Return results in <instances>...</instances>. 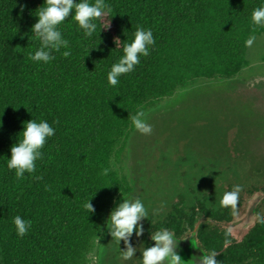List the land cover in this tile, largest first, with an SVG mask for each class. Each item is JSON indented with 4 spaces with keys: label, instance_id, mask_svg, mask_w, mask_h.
<instances>
[{
    "label": "trees",
    "instance_id": "16d2710c",
    "mask_svg": "<svg viewBox=\"0 0 264 264\" xmlns=\"http://www.w3.org/2000/svg\"><path fill=\"white\" fill-rule=\"evenodd\" d=\"M43 3L0 0V264H87L103 235L115 193L129 187L115 160L135 131L131 116L141 110L146 114L201 79L232 76L244 68L249 49L245 41L264 34V26L251 21L261 0H107L113 11L98 22L96 34L85 39L70 17L61 27L71 55L54 52L55 59L41 66L28 57L39 48L31 28ZM137 26L151 28L156 44L132 73L111 87L107 72ZM31 119L46 120L56 131L42 149L37 171L18 179L6 161L23 123ZM230 128H221L227 140ZM185 147L176 153L181 155L177 164L183 187L165 201L147 205L139 169L132 168L140 190L128 198H141L149 213L141 222L139 242L148 247L151 233L162 228L184 238L199 223L200 246L216 251L222 264H250L253 258L264 262V223L258 222L244 241L232 245H226V232L216 224L231 214L217 208L224 168L238 175L244 166V202L256 182L249 166L223 167L211 160L209 171L208 163L200 162L203 149L194 142ZM224 151L232 154L229 147ZM259 182L264 187V179ZM89 200L95 209L90 214L84 208ZM17 215L32 222L22 238L12 223ZM120 250H126L125 245L116 241L101 264H141L143 250L128 261L122 260Z\"/></svg>",
    "mask_w": 264,
    "mask_h": 264
},
{
    "label": "rangeland",
    "instance_id": "374dc122",
    "mask_svg": "<svg viewBox=\"0 0 264 264\" xmlns=\"http://www.w3.org/2000/svg\"><path fill=\"white\" fill-rule=\"evenodd\" d=\"M247 57L248 64L237 74L201 79L146 111L144 119L152 125L153 133L144 135L136 130L132 132L125 149L115 160V166L124 174L126 185L133 187L134 191L129 190L130 194L128 187L125 191L116 192L107 210V217L115 202L122 198L129 199V196L139 192V184L136 183L138 176L132 169L134 165L139 169L138 175L142 179L141 192L147 205L152 203V200L165 201L167 196L183 187L180 165L177 164L178 156L181 155L177 156L176 153L186 148V143L192 144L199 140L200 128L207 129V123L200 122V114H206L205 118L210 116L212 121L218 120L224 131L229 126H239L240 140L247 139V133L257 132L263 127L264 34L255 38L248 49ZM204 95L209 97L197 99ZM233 130L234 128L229 129L228 140L232 139ZM249 146L251 147L247 150L248 154L252 151L258 162L259 158L264 156V130L252 137V145ZM226 176L224 180L230 185L233 178L229 172ZM215 189L218 190V186ZM256 198L257 196L251 203ZM157 205L159 206V203ZM115 242L109 235L105 222L103 235L97 239L95 247L88 254L87 264H101L102 256L114 249ZM131 243L138 248L139 243Z\"/></svg>",
    "mask_w": 264,
    "mask_h": 264
},
{
    "label": "clouds",
    "instance_id": "9594fccd",
    "mask_svg": "<svg viewBox=\"0 0 264 264\" xmlns=\"http://www.w3.org/2000/svg\"><path fill=\"white\" fill-rule=\"evenodd\" d=\"M38 10V11H37ZM35 12L37 22L32 26L31 32L35 40L39 42V48L33 53H29V59L38 65L50 64L54 59L53 53H61L64 57L71 55L70 42L65 38L62 25L71 17L77 24V30L82 31L85 39L91 38L98 31V22L108 16L113 10L107 0H44V3ZM24 11L22 6L21 14ZM251 21L256 26H264V0H261L259 7L253 9ZM108 27V25H107ZM104 27V28H107ZM102 28L99 29V33ZM255 41V36H250L245 45L250 47ZM156 40L151 28L137 26L130 42L124 43L123 54L117 62L113 63L107 72V82L109 86L116 87L120 83L122 76L132 73L136 66L140 64L141 57H148ZM117 46V44H116ZM145 113L141 110L131 116V124L134 129L144 135L153 133L152 125L144 119ZM2 126V123H0ZM56 129L46 120L31 119L23 123V130L17 142L10 148V158L6 164L9 171L14 170L18 179H23L25 173L33 174L37 171V161L42 160L44 153L42 149L49 140L55 135ZM105 174L109 171L105 169ZM36 180H41L42 176H35ZM243 187L239 184L234 185L229 191H225L219 201L224 208L236 209L240 193ZM84 208L90 214L95 211L90 200L84 204ZM148 210L143 200L133 197L115 202L111 209L106 226L109 235L118 244L123 241L126 250L121 251V258L124 261L131 260L137 248L131 243V238L135 233L140 237L144 233V226L141 223L148 218ZM259 222L264 223V215L259 216ZM16 234L24 237L32 227L30 220L17 215L13 218ZM150 238L155 241L154 246L144 247L141 253V264H185V260L177 251L179 241L174 232L168 228H162L151 233ZM203 256H193L192 264H222L217 260V252H203ZM189 261V260H188Z\"/></svg>",
    "mask_w": 264,
    "mask_h": 264
},
{
    "label": "flooded vegetation",
    "instance_id": "af4514ba",
    "mask_svg": "<svg viewBox=\"0 0 264 264\" xmlns=\"http://www.w3.org/2000/svg\"><path fill=\"white\" fill-rule=\"evenodd\" d=\"M215 94H219V93H215ZM205 96L209 97V95H205ZM195 114L199 115L200 113H195ZM262 115H264V113ZM199 116H200V122L202 124L207 123V129L205 128L199 129L198 131L199 140H197L194 143L195 147L202 148L204 151L203 152L204 155L200 157V162H204L206 164L208 163L209 171L211 168L210 167L211 160H216L221 162L223 167H226L228 163H236L238 165L245 164L248 165L250 168L249 176L256 179L255 186L252 187L255 188L254 191L252 193L250 192V195L246 197L244 202H241L239 197V201L235 210H233L230 207L224 208L220 204H218L217 206V208L221 209L222 211L228 209L231 212L230 215H226L222 221L216 224L221 228L222 231L226 232V237L228 238L226 245H232L234 243L244 241L248 233L258 224L259 216L264 215V187L261 186L259 182V180L264 179V156L259 158V161L257 162L258 159L257 156L253 154L251 150H250L251 151L250 155L247 152V150L251 147L249 145H252V137L255 136L257 133H261V131L264 130V121H262V125H263L262 128L258 129L257 132L254 131L252 133H247V139L244 140L238 139L240 134L239 126L237 125L231 126V128H234L232 132L233 133L232 139L227 140L224 132L223 133L221 132L222 127H220L218 120L212 121L210 119V116H208V118H205V116H207L206 114L204 115L200 114ZM197 121H199V119H197ZM202 132L204 133L203 135H201ZM226 147H229V149L231 150L232 152L231 155H228L224 151V148ZM243 168L244 166L240 171H238L239 172L238 175H234V173L229 172L233 178L230 185H228L224 179L221 181V185L223 188L220 192L221 193L220 197L225 191L231 190L234 185L237 184L241 185ZM258 168H260V170H258ZM225 169L227 168H224V170ZM223 173L225 175L222 174V176L223 178H225V176L227 175V171ZM191 181L193 182V179H191ZM256 196H257L256 200L251 203V200ZM206 221L212 223V225L214 224L212 221L209 220ZM197 227L199 229V223L196 226V228ZM195 229L187 237L192 236L195 232ZM197 237H198V232H197ZM131 241H133L134 243H139L137 251H142L144 249L143 245L139 242L138 237H136L135 235L132 236ZM105 255L102 256L101 263L103 262ZM250 264H264V262H259L256 258H253Z\"/></svg>",
    "mask_w": 264,
    "mask_h": 264
},
{
    "label": "water",
    "instance_id": "95a60500",
    "mask_svg": "<svg viewBox=\"0 0 264 264\" xmlns=\"http://www.w3.org/2000/svg\"><path fill=\"white\" fill-rule=\"evenodd\" d=\"M198 227L195 229V232L192 236L187 238H180L177 235L175 237L177 239H183L179 241L178 252L182 256V258L186 261L185 264H192L191 260L193 256L201 257L203 256V252L207 253L199 244L197 238ZM155 241L149 243V247L154 246ZM189 260V261H188ZM196 264H199V260H197Z\"/></svg>",
    "mask_w": 264,
    "mask_h": 264
}]
</instances>
